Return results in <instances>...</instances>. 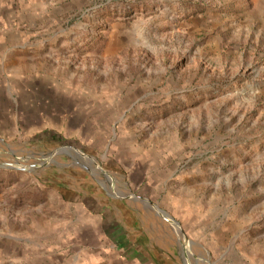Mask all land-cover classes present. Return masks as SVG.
Returning <instances> with one entry per match:
<instances>
[{
  "label": "rangeland",
  "instance_id": "374dc122",
  "mask_svg": "<svg viewBox=\"0 0 264 264\" xmlns=\"http://www.w3.org/2000/svg\"><path fill=\"white\" fill-rule=\"evenodd\" d=\"M0 101V264L56 176L136 160L186 204L175 264H264V0H0Z\"/></svg>",
  "mask_w": 264,
  "mask_h": 264
},
{
  "label": "crops",
  "instance_id": "0c3cea01",
  "mask_svg": "<svg viewBox=\"0 0 264 264\" xmlns=\"http://www.w3.org/2000/svg\"><path fill=\"white\" fill-rule=\"evenodd\" d=\"M7 101H0V109L9 108ZM164 166L159 160H136L99 168L98 176L89 167L71 169L74 174L55 177L59 196L54 213L59 216L45 220L47 228L40 229L46 232L33 229L32 240L20 234L5 237L16 252L36 249L35 264H175L169 254L184 255L187 248L194 254V249L185 245L186 204L173 197L170 203ZM109 179L112 187L103 186ZM200 218L199 227L205 216Z\"/></svg>",
  "mask_w": 264,
  "mask_h": 264
}]
</instances>
